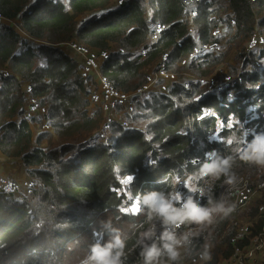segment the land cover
<instances>
[{
  "label": "trees",
  "instance_id": "obj_1",
  "mask_svg": "<svg viewBox=\"0 0 264 264\" xmlns=\"http://www.w3.org/2000/svg\"><path fill=\"white\" fill-rule=\"evenodd\" d=\"M188 6L189 0H0V15L19 23L13 29L0 22V69L6 67L10 73L0 72V151L17 158L33 183V195L29 197L16 198L0 191V264H79L94 242L100 221L109 219L131 237L127 264H138L139 249L134 241L136 225L143 216L136 214L138 209L135 213L123 211L132 203L124 194L123 181L133 178L129 189L134 194L167 188L166 181L172 175L183 177L185 171H192V161L198 163L204 152L229 154L226 140L230 135L248 130L250 139L252 132L264 131V47L247 51L256 34L264 38V18L257 22V16L264 15V0H207L195 4L192 18L187 16L191 11ZM88 18L99 22L85 23ZM154 22L165 25V29L157 41L148 44ZM219 23L224 24V31L215 36L213 31ZM71 41L106 55L100 72L118 91L142 87L145 74L164 54L167 70L183 69L180 64L186 63L192 74L203 77L207 75L203 67L235 57L241 65L239 75L244 87L237 93L238 86L230 83L213 81L210 85L186 79L189 90L174 82L171 95L166 97L169 103L155 102L150 116L140 109L133 116L124 111V120L113 121L108 127L112 142L94 144L99 139L94 130L102 113L89 116L83 111V87L78 81L82 76L77 64L60 48V44ZM211 44L220 45L223 51L195 53ZM141 47H146L143 56L137 54ZM51 52L56 53L52 59ZM38 57L57 68L51 71L40 67ZM249 60L254 68L256 63H263L259 65L261 75L247 69ZM20 81L30 84L31 95L49 106L54 120L53 125L33 123L40 130L37 135L31 125L34 120L23 117L26 101ZM142 97L132 100V109ZM172 97H177L176 101ZM181 98L194 104L185 107L187 113H183ZM205 108L217 110V114L204 116ZM253 110L260 116L252 118ZM242 113L248 116L243 118ZM150 118L154 121L146 123L151 133L147 137L139 126ZM79 124L84 129L80 139H70L65 130H60ZM45 127L51 133L48 137ZM234 170L238 177L250 178L251 185L264 180V171L239 161ZM11 178L15 184L23 180ZM157 180L162 183L157 184ZM224 187L217 181L213 195L218 197ZM261 206L263 198L202 234L200 244L211 233L212 258L207 264L219 258L226 263L235 246H248L264 225L258 215ZM240 218L250 220L251 226L244 239L235 240L236 229L230 220Z\"/></svg>",
  "mask_w": 264,
  "mask_h": 264
},
{
  "label": "clouds",
  "instance_id": "obj_2",
  "mask_svg": "<svg viewBox=\"0 0 264 264\" xmlns=\"http://www.w3.org/2000/svg\"><path fill=\"white\" fill-rule=\"evenodd\" d=\"M250 135V139L247 131L230 135L226 140L229 154L204 152L198 163L192 161V171H185L183 177L172 175L166 181L167 188L135 194L136 214L143 216L136 225L134 241L139 249L138 264H207L211 260V233L203 244L198 243L199 238L237 208L226 194L213 195L216 182L229 191L235 188L239 183L234 170L237 161L264 171V131ZM180 185L184 186L183 191ZM130 238L112 220L101 221L94 242L79 264H127Z\"/></svg>",
  "mask_w": 264,
  "mask_h": 264
},
{
  "label": "rangeland",
  "instance_id": "obj_3",
  "mask_svg": "<svg viewBox=\"0 0 264 264\" xmlns=\"http://www.w3.org/2000/svg\"><path fill=\"white\" fill-rule=\"evenodd\" d=\"M191 1L192 0H189V6H188L189 8H190ZM206 1H204L202 3L198 2V5H202ZM212 8H216V5H213ZM194 15H189L188 18H192ZM262 18H264V15L257 16V22H260V20ZM88 21H93V23L99 22L98 20H93V19L88 18L85 21V23ZM7 23L9 25H11V27L13 29L16 27V24L19 25L17 20L8 19ZM262 30H263V28H262ZM223 31H224V24L219 23L217 28L213 31V34L215 36H220V35H222ZM32 39L34 40L33 42H36V43L41 42L39 39H36V38H32ZM222 46L225 47L226 43L222 42ZM262 46L264 47V38L260 34H256L255 37L253 38V40H251L247 44V51H250L251 49H252V51H256L258 47H262ZM204 49H205V51H213L215 53H220L223 51L222 48L214 47V46H205ZM114 51L115 50H113L111 53H114ZM17 52H19V51H17ZM51 53L52 54L50 56V59H52L56 56V53H53V52H51ZM62 53L63 54L64 53H70V50L65 48L64 52H62ZM204 55L205 54H203L201 56H204ZM86 56L93 58L95 61L100 63V66L102 65V63L104 62V58L106 57L105 54H102L100 52L99 53L98 52L87 53ZM75 61L78 62L77 59H75ZM249 61L250 62H249V65L247 66V69L251 70V71H256L259 75H261L260 69H261L263 63H259V65H261L260 68H259V65H257V63H256V68H254V66H253L254 62L252 60H249ZM37 62H38L40 67L48 68L51 71H53L57 68L56 64H54L50 61H47L43 57H38ZM180 65L183 67V69L178 68V67H169L168 69H170V70L165 69L162 77L160 79H158L157 82L154 84V87L151 89V92L144 95L142 97L141 101H135L132 111L127 113L126 115L133 116L136 114L138 109H140L143 113L148 114L149 116L152 115V109L154 107L155 102L157 104L169 103V100L166 97L168 95H171L170 90H171L172 86L174 85V82H178L179 86L191 90V86L189 84V81L186 79H193L195 81H199L198 83L205 82V83H209L210 85L212 84L213 81H221L222 83H230V85L238 86L237 93H239L241 91V88L244 87V82L240 79V75H239L241 65L238 62V59L235 57H231V58L221 62L217 66L203 67L201 70L203 72L207 73V75L205 77L192 74L191 71L187 68L186 63L180 64ZM77 66H78L79 74L82 76L81 78H78V81L81 82L82 87H83L80 90V94L82 97L83 111H86L89 116H94L96 112L102 113L101 107L94 104L92 101L93 94L98 93V91H99L96 77L92 73L87 71L82 64L79 63ZM0 72H3V75H10V73L6 67L3 70L0 69ZM154 72H155V69H154ZM15 79L19 80V77L16 75ZM20 89L24 93V97H25V101H26L24 113L28 112L29 113L28 118L29 119L31 118L30 121L34 120L33 122H31V125L33 123H42L43 125H53L54 120L51 119V112L49 110V106L45 102H42L41 100H37L36 98H34L31 95L30 84L27 81H20ZM229 91H234V90L230 89ZM65 92H66V90H64V93ZM152 93H154V94L152 95ZM176 99H177V97L176 98L172 97L173 101H176ZM180 101H181L182 106H183V113H187V111L185 110V107H188L189 105H194L192 103V101L190 102L185 98H181ZM241 103L244 104L245 107H247V105H248V104H246V102L244 100H242ZM149 106H150V108L145 110V108H147ZM120 109H122V108H120V107L117 108V110H120ZM254 112H255V110L252 111V116H251L252 118L260 116V114H255ZM214 114H217V110H211L210 108H205L203 111L204 116L214 115ZM242 115H243V118H246L248 116V113H242ZM115 119H117L118 121H123L124 117L121 113H119L115 116ZM192 119H193L192 116L189 117V120H192ZM14 120H16V118ZM153 121L154 120L152 118H150L145 122V124H141L139 126L140 131L143 134H145L147 137H150L151 133L149 130L146 129V123H151ZM231 121H237L238 123H241L238 120H231ZM105 125H107V124L103 122V116H102V120L99 123V126L97 127L96 130H94L96 133L95 138H99V139L94 140V144H99V143L106 144V143L112 142V141L110 142V140H112L111 137L113 134L111 133L110 128H109V132H101V127H104ZM123 127H125V126H123ZM32 128L35 131V135H37L40 132V130L36 129V128H38V125H34V126L32 125ZM43 129L47 130V137H48V135L51 134L49 131V127L48 128L45 127ZM189 129H190V127H189ZM60 130H65L67 133V137L70 139L83 138V136L81 135V132L84 129H82L80 127V124L79 125H66V126H63ZM191 130H192V128H191ZM46 141H47V139H46ZM44 143H45V141H43V144ZM81 146H83V147L86 146V143H82ZM69 160H70V158L66 159V161H69ZM0 175L3 177H8V174H3L1 172H0ZM248 179H249L250 183H253L250 178H248ZM261 182H264V180ZM129 186H130V182L127 184L123 183V191H124L125 196L130 197L132 199V203L130 205L125 206L123 208V211L124 212L130 211L132 213H135L137 211L138 207H137V204L135 203V194L132 190L129 189ZM180 188L182 191L184 190L183 185H180ZM32 190H33V186H32V182H31V178L26 177L25 179H23L20 182L16 180V185H15V190H14L13 195L16 198L29 197V196L33 195ZM222 193L226 194L229 197L230 201L232 200V193L229 192L230 193V195H229L228 189L226 187H224L222 189ZM262 198L264 199V197H262ZM247 207H245L244 210ZM241 212H242V210H241ZM263 212H264V206H261L259 209L258 215H260V217H262V218H263ZM71 213H77V212L71 211ZM239 217H240V215H239ZM101 221H104V220H101ZM240 223L243 225V227L251 226L250 220H246L243 218H240ZM263 230H264V225L261 227V229L256 234H259ZM220 239H222V237H220ZM248 245H249V242H248ZM223 260L224 259L219 258V260L216 261L214 264H221ZM222 264H226V263H222ZM249 264H264V262H253V263L250 262Z\"/></svg>",
  "mask_w": 264,
  "mask_h": 264
},
{
  "label": "built area",
  "instance_id": "obj_4",
  "mask_svg": "<svg viewBox=\"0 0 264 264\" xmlns=\"http://www.w3.org/2000/svg\"><path fill=\"white\" fill-rule=\"evenodd\" d=\"M201 2V0H192L190 4V15L195 14V4ZM187 16H189L187 14ZM7 18L0 15V22L7 23ZM8 24V23H7ZM9 25V24H8ZM17 28V25L16 27ZM217 28V27H216ZM165 25H161L159 22H154L150 27V34L148 39V44H152L157 41L160 37L161 33L164 31ZM253 40V38L251 39ZM250 40V41H251ZM249 41V42H250ZM206 46H214L220 47V45L211 44ZM60 48L64 52V49L67 48L70 50V53H67L72 60L78 65L79 63L84 66V68L92 73L98 83L99 91L98 93H94L92 96V101L94 104L98 105L102 109V114L104 115L103 122L106 123L104 127H101V130H107L111 121L115 119V116L119 113L123 114L124 111L131 112L132 105L131 102L133 99L142 97L147 92L151 91L154 87V84L157 82L159 78L162 77L165 69H166V58L167 55H162L158 61L156 62L155 67L152 68V71L146 76V83L136 89L135 91L130 92H122L116 90L101 74L100 72V63L95 61L93 58L86 56L87 53H91L94 51H89L75 42H66L60 44ZM252 50V49H251ZM146 52V47H141L137 51V54L143 56ZM213 52V51H209ZM215 53V52H214ZM195 54H191L190 56H194ZM75 59L78 60L75 61ZM155 69V72H154ZM123 107L122 110H117V108ZM109 113H113L114 117L107 116ZM24 118L29 117V113L25 112L23 114ZM6 185L0 186V191L5 193L7 196H10L14 193L15 190V181L11 178V175L8 177H3ZM32 182V181H31ZM33 186V183H32ZM232 193V200L237 205L236 211L244 210L245 207L250 205V203L254 202L257 199L264 197V182H257L254 185H251L249 179L245 176L239 177L238 185L228 190V194ZM198 195V194H196ZM235 211V212H236ZM264 218V212H263ZM230 225L236 229V234L234 236L235 240L244 239L245 235L248 234V227H243L240 223V219H231ZM253 262H264V230L259 234L254 235L250 238L248 246H235L229 260L226 264H249Z\"/></svg>",
  "mask_w": 264,
  "mask_h": 264
},
{
  "label": "crops",
  "instance_id": "obj_5",
  "mask_svg": "<svg viewBox=\"0 0 264 264\" xmlns=\"http://www.w3.org/2000/svg\"><path fill=\"white\" fill-rule=\"evenodd\" d=\"M204 48L205 47H203V50H200V49L195 50V53L199 54V53L207 52V51H205ZM151 71H152V68H150L145 75L147 76V74L150 73ZM102 116H103V120H104V115L102 114ZM107 116L114 117L113 113H109ZM113 121H118V120L114 119ZM113 121H111V122H113ZM107 131H108V129L107 130H101V132H107ZM0 172L3 174L12 175L16 179H24L27 177L25 170H24L22 164L20 163V161L18 159L17 158H9L5 154H3L1 151H0Z\"/></svg>",
  "mask_w": 264,
  "mask_h": 264
},
{
  "label": "snow or ice",
  "instance_id": "obj_6",
  "mask_svg": "<svg viewBox=\"0 0 264 264\" xmlns=\"http://www.w3.org/2000/svg\"><path fill=\"white\" fill-rule=\"evenodd\" d=\"M221 126H223V125H221ZM228 126L231 127V123H229ZM132 179H133V178H132L131 176H129V177H127V178L123 181V183L127 184V183H129Z\"/></svg>",
  "mask_w": 264,
  "mask_h": 264
},
{
  "label": "bare ground",
  "instance_id": "obj_7",
  "mask_svg": "<svg viewBox=\"0 0 264 264\" xmlns=\"http://www.w3.org/2000/svg\"><path fill=\"white\" fill-rule=\"evenodd\" d=\"M3 185H6V184H5L4 180H3V178L0 177V186H3Z\"/></svg>",
  "mask_w": 264,
  "mask_h": 264
}]
</instances>
